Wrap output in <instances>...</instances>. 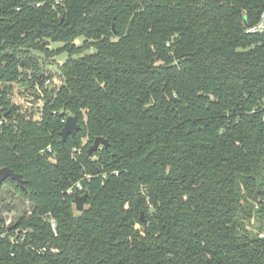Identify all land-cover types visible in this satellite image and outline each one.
Segmentation results:
<instances>
[{
    "label": "trees",
    "instance_id": "trees-1",
    "mask_svg": "<svg viewBox=\"0 0 264 264\" xmlns=\"http://www.w3.org/2000/svg\"><path fill=\"white\" fill-rule=\"evenodd\" d=\"M56 2L0 0V264H264V0Z\"/></svg>",
    "mask_w": 264,
    "mask_h": 264
},
{
    "label": "rangeland",
    "instance_id": "rangeland-1",
    "mask_svg": "<svg viewBox=\"0 0 264 264\" xmlns=\"http://www.w3.org/2000/svg\"><path fill=\"white\" fill-rule=\"evenodd\" d=\"M60 46L59 44H51L50 48L54 49V47ZM66 54H62L60 56H56L54 59L42 60L40 62L41 70L47 73V71L55 73V69H57L58 65L66 59ZM29 75V74H28ZM59 78L55 77L48 87L55 85H59ZM26 88V87H25ZM24 86L18 87L17 85H13L14 97L12 98L15 105H20L23 109H28L31 111L33 109L34 115L37 117L36 111L40 109L43 103V93L39 92L38 88H34L32 91L29 89H25ZM18 92H23L22 95H19ZM29 92H33V96H29ZM3 199L5 205H15L16 207L12 208L10 212H6L3 214V217L10 222L14 219L21 216V201L18 198L11 197L10 191L4 189L3 191ZM16 209V210H15Z\"/></svg>",
    "mask_w": 264,
    "mask_h": 264
},
{
    "label": "water",
    "instance_id": "water-1",
    "mask_svg": "<svg viewBox=\"0 0 264 264\" xmlns=\"http://www.w3.org/2000/svg\"><path fill=\"white\" fill-rule=\"evenodd\" d=\"M112 29H114L113 25H112ZM79 130H80V126L76 123L75 118L72 116L66 117L64 120L63 126L61 128V131H60V138H61L60 142L63 143L67 137L74 138L76 132H78ZM101 146L107 149L108 148L107 141L101 137H96L93 140V143L88 148L87 154L91 155L92 153L96 152L97 149ZM6 179H10L11 181H14L19 187H23V181L19 175L13 173L12 170H10L9 168H6V167L0 168V185ZM259 192H260V188L257 187L253 195V198H252L253 203L257 202ZM86 200H87V194L76 195L73 198L72 203L74 205V209L76 212L80 213L84 210ZM140 220L146 223V221L143 220L142 218V214H140Z\"/></svg>",
    "mask_w": 264,
    "mask_h": 264
},
{
    "label": "built area",
    "instance_id": "built-area-1",
    "mask_svg": "<svg viewBox=\"0 0 264 264\" xmlns=\"http://www.w3.org/2000/svg\"><path fill=\"white\" fill-rule=\"evenodd\" d=\"M59 0H57L56 3H58ZM247 33H264V13L261 14L260 16V19L258 21L257 24H255L254 26H251L249 28H247L246 30ZM53 81V80H52ZM52 81H49L47 80L45 83H44V86L45 87H48L47 85H49L50 83H52ZM53 86V85H52ZM51 87V90L53 91H56L57 88H58V85H55L54 87ZM55 89V90H54ZM2 124V120H0V125ZM50 151V149H48V152ZM75 188L77 189H81L80 185L79 184H76L75 185ZM262 203H264V200H262ZM50 223H51V227H54V222L53 220H50ZM11 228L10 227V220L8 222V220L5 219V223L3 225V230L0 229V238L4 237L5 235H7V230ZM28 233V231H19V230H14L13 233H12V236L10 237V241L13 243V244H17V242L21 241L23 242L24 241V236ZM261 237H263L264 235H260ZM44 250V249H43Z\"/></svg>",
    "mask_w": 264,
    "mask_h": 264
}]
</instances>
